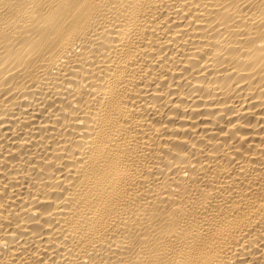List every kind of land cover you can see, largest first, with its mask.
Listing matches in <instances>:
<instances>
[{
    "label": "bare ground",
    "instance_id": "obj_1",
    "mask_svg": "<svg viewBox=\"0 0 264 264\" xmlns=\"http://www.w3.org/2000/svg\"><path fill=\"white\" fill-rule=\"evenodd\" d=\"M0 264H264V0H0Z\"/></svg>",
    "mask_w": 264,
    "mask_h": 264
}]
</instances>
